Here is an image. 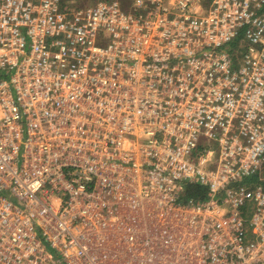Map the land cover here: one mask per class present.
<instances>
[{"label":"built area","instance_id":"1","mask_svg":"<svg viewBox=\"0 0 264 264\" xmlns=\"http://www.w3.org/2000/svg\"><path fill=\"white\" fill-rule=\"evenodd\" d=\"M263 167L264 0H0V264H264Z\"/></svg>","mask_w":264,"mask_h":264},{"label":"trees","instance_id":"2","mask_svg":"<svg viewBox=\"0 0 264 264\" xmlns=\"http://www.w3.org/2000/svg\"><path fill=\"white\" fill-rule=\"evenodd\" d=\"M207 198V189L199 184H188L182 197L183 202L205 200Z\"/></svg>","mask_w":264,"mask_h":264},{"label":"rangeland","instance_id":"3","mask_svg":"<svg viewBox=\"0 0 264 264\" xmlns=\"http://www.w3.org/2000/svg\"><path fill=\"white\" fill-rule=\"evenodd\" d=\"M67 1L73 3L76 6L85 7V6L93 5L100 0H67ZM117 1L123 6L124 9L128 11H131L133 9V5L135 2V0H117ZM262 177L264 178V167L262 171Z\"/></svg>","mask_w":264,"mask_h":264}]
</instances>
